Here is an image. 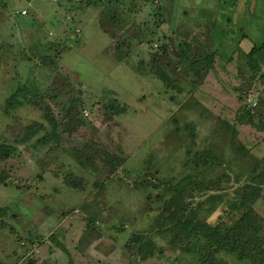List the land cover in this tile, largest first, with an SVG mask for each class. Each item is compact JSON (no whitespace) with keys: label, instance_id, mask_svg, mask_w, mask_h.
I'll use <instances>...</instances> for the list:
<instances>
[{"label":"rangeland","instance_id":"rangeland-1","mask_svg":"<svg viewBox=\"0 0 264 264\" xmlns=\"http://www.w3.org/2000/svg\"><path fill=\"white\" fill-rule=\"evenodd\" d=\"M263 38L264 0H0V144L11 146L0 159V264H187L157 230L153 184L192 171L187 150H209L219 162L206 177L226 173L218 191L232 190L264 154V130L247 120L264 121V62L246 55ZM180 44L220 53L203 81L183 72ZM23 84L39 97L4 112ZM45 110L56 134L40 142ZM254 209L264 238V192ZM140 232L162 252L141 259L127 246Z\"/></svg>","mask_w":264,"mask_h":264},{"label":"trees","instance_id":"trees-1","mask_svg":"<svg viewBox=\"0 0 264 264\" xmlns=\"http://www.w3.org/2000/svg\"><path fill=\"white\" fill-rule=\"evenodd\" d=\"M100 0H89V3H96ZM104 1V0H102ZM117 0H105L107 7L116 3ZM213 18V26H217V21ZM179 57L184 66V73L193 75V81H203L208 70L213 67L214 58L220 54L216 49L193 51L192 45L179 46ZM164 51V47H163ZM256 54V55H254ZM251 58H259L264 62V38L259 44L253 45L246 54ZM177 64L175 65V67ZM157 77L167 87H174V82L163 71H155ZM28 85L18 86L6 99L3 111L16 108L22 104L23 100L28 101L29 97L38 98ZM242 102V109L247 114V104ZM114 112H122L123 107L112 105ZM48 131L39 138L40 142L51 139L55 134L57 124L48 110L43 112ZM248 123L257 129L264 130V121H257L248 117ZM232 135L236 134V129L225 123ZM31 128V127H30ZM38 128L45 130L46 125L38 124ZM191 136L194 127L187 125ZM96 154L99 153L107 159H112L107 152L99 145ZM93 145L88 144L86 150H94ZM11 153V146L0 144V159L6 158ZM186 167L192 169L175 180L163 181L153 184L160 189L158 198L159 211L154 222L161 236H167L168 246L172 251L189 255L187 264H229L222 255H230L234 262L230 264H264V238L261 236L262 222L254 204L264 192V154L254 161L248 162L246 175L232 190L220 189L221 181L227 176L226 173L215 177H206L209 167L219 162L218 157L209 150L201 152L186 151ZM105 159V158H104ZM204 168V169H202ZM206 171V172H205ZM67 184L73 187H81V180L66 179ZM218 214L214 221L212 214ZM152 230H150L151 232ZM128 247L137 249L141 259L161 253V248L155 246V242L147 232L132 234L128 241Z\"/></svg>","mask_w":264,"mask_h":264}]
</instances>
